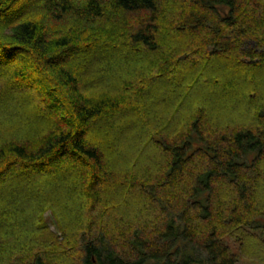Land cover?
I'll use <instances>...</instances> for the list:
<instances>
[{"label":"trees","instance_id":"1","mask_svg":"<svg viewBox=\"0 0 264 264\" xmlns=\"http://www.w3.org/2000/svg\"><path fill=\"white\" fill-rule=\"evenodd\" d=\"M239 256L264 264V0H0V264Z\"/></svg>","mask_w":264,"mask_h":264},{"label":"rangeland","instance_id":"2","mask_svg":"<svg viewBox=\"0 0 264 264\" xmlns=\"http://www.w3.org/2000/svg\"><path fill=\"white\" fill-rule=\"evenodd\" d=\"M35 94V93H34ZM35 98H38V97H40V96H37V95H33ZM32 100L33 101H35L36 99H33L32 98ZM10 120H14V121H16V119H15V117L13 118H10ZM45 218L47 219V221H48V223H49V226H50V228H51V230L52 231H54V232H56V228L54 227V219H53V217H52V215H51V213L50 212H48V213H46L45 214ZM232 246H233V248H234V252H236V250H237V244L235 245V244H232ZM239 258H240V264H255V261H249V260H246V259H243L244 257H241V256H239Z\"/></svg>","mask_w":264,"mask_h":264}]
</instances>
